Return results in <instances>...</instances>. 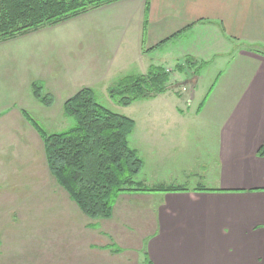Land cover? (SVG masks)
Masks as SVG:
<instances>
[{
	"label": "crops",
	"instance_id": "0c3cea01",
	"mask_svg": "<svg viewBox=\"0 0 264 264\" xmlns=\"http://www.w3.org/2000/svg\"><path fill=\"white\" fill-rule=\"evenodd\" d=\"M100 8V14L114 13L98 34L109 39L107 50L114 49L116 27L127 24L116 37L118 71L136 66L130 72L144 75L163 67L174 70L175 80L185 79L177 88L196 90L210 55L224 59L201 108L185 111L174 106L170 91L159 94L151 99L155 106L135 118L140 125L129 137L147 183L186 190L123 195L113 216L101 222L0 224V264H147V258L151 264H264V0H119ZM39 32L0 42V157L7 158L0 159V171L2 165L47 164L44 141L24 115L47 117L53 127L54 103L39 101L33 94L39 81L27 79L34 47L43 44L21 47L23 39L36 42ZM182 36L190 49L185 59L174 69L161 64L175 57L161 49ZM9 42L16 49L6 53ZM157 51L158 62L147 64L146 56ZM186 61L192 67L179 69ZM189 69L197 76L190 78ZM6 179L0 173V181ZM145 198L151 202L142 211Z\"/></svg>",
	"mask_w": 264,
	"mask_h": 264
},
{
	"label": "rangeland",
	"instance_id": "374dc122",
	"mask_svg": "<svg viewBox=\"0 0 264 264\" xmlns=\"http://www.w3.org/2000/svg\"><path fill=\"white\" fill-rule=\"evenodd\" d=\"M101 12V8L97 10L93 9L56 26L42 28L39 30V36H36L39 37L36 38V42L35 38H33L34 40L29 41H26V39L22 40L23 45L21 47L28 44L33 46V43L34 45L37 43H40V45L43 44L42 47H39L38 45L34 47V61L33 64L28 67L27 79H37V81H39L43 86L44 94L49 95L54 103V105L52 103L53 107H51L49 112V116H52L50 120L51 126L53 127H50L48 124V120L46 119L47 117L39 115L35 117L32 115L35 111L32 110L33 113L31 112V115L34 118H37L36 121L46 131H48V133H52V130L63 132L74 125L73 119L64 115V104L71 96L83 87H90L95 91L96 99L100 105L115 113L132 118L136 125L133 131H136L137 126L140 125V121L135 118L141 115V112L155 106V102L151 99L134 101L128 106H122L111 97L110 90L117 87V85H119V83L124 79L122 74L129 72L128 74L135 73L133 75L137 76L141 71L135 70L130 72L131 68L136 66H131L129 70L128 66H123L120 71L115 68L114 52L120 42V39L116 37H123L122 33L125 34L127 24L123 23L122 25L116 27V31L120 32L115 33L113 41L114 49L107 50L106 46L107 43L109 44V39L105 36L98 38V34L105 30L102 20L107 15H112L114 13L100 14ZM6 45L8 46L6 53H8L9 49H16L15 45H17V43L9 42L6 43ZM169 49H171L173 53L166 56L175 57L168 63L161 64L172 69H174L177 63L182 62V60L185 59L186 52L190 51L189 46H187L185 36H182L178 40L169 43L165 46V48H162L161 54L169 51ZM12 50L11 52H13ZM96 51H98V53H96ZM196 51L199 52L200 56L205 54L202 50ZM1 52L5 53V50L2 49ZM159 53V51L149 53L146 56V63L152 64L158 62ZM223 60L224 59H222L220 55H210L209 62H207L206 67L201 72V75L205 77L204 82L199 83V86L195 90V98L191 100L189 97L190 101H188V95L190 96L191 94L190 86L184 87L185 89L183 87H176V85L181 84L180 82L183 83L185 79L176 78V81L174 78V70H166L170 76V81L167 83V86L169 87L167 91H170V94L167 95L173 97L174 106L176 107L175 104H179L185 111H195L200 102L204 99V96H206L205 94L208 88L212 85L211 83L214 82L210 81V78L214 77L215 74L220 72L223 68ZM181 65L184 66V64ZM44 69L47 71L46 74L43 71ZM188 72V76L190 78L192 75L197 76L196 71H190L189 69ZM55 117H59V121L62 123L55 125ZM49 127L50 130L48 129ZM41 152H44L43 148ZM14 153L15 156H20L18 152L14 151ZM45 156L46 155L44 154L43 157L46 158ZM0 159H2L3 162L7 160L4 155L1 156ZM10 161H12V159ZM24 161L25 160H23V162ZM143 169L137 176L136 180L140 181L144 184V186L149 188L172 187V185H153L147 183L144 179L146 175H143ZM0 173L1 177H7L6 180L0 181V224L2 225L6 222L40 223L44 221H59L63 219L66 221L88 220L98 222L105 220L92 219L88 216L80 218V214L74 210V207L78 206L70 198L69 194L57 184L51 172L48 171L47 164L45 162H42V164L34 167L28 165L27 163L19 165H2ZM147 175L150 178L153 177L149 173H147ZM160 192L171 191L126 192L117 197L115 206L117 205V201L123 195L132 193L149 195ZM150 202L151 199L149 198L141 199L140 203L143 207L141 210L144 211ZM133 206H135V204H133ZM144 225L145 227H148L146 222ZM24 226L25 228H29V226ZM3 232L9 233L10 230L4 229ZM54 232L56 231H53V233Z\"/></svg>",
	"mask_w": 264,
	"mask_h": 264
},
{
	"label": "trees",
	"instance_id": "16d2710c",
	"mask_svg": "<svg viewBox=\"0 0 264 264\" xmlns=\"http://www.w3.org/2000/svg\"><path fill=\"white\" fill-rule=\"evenodd\" d=\"M116 1L119 0H0V42L56 26ZM183 64L192 67L187 61ZM181 68L184 66L179 65ZM168 81L166 69L152 67L144 75L124 78L110 90V95L120 105L128 106L165 93ZM33 91L45 105H52L41 83L34 82ZM64 112L74 125L52 133L29 114L24 115L44 141L52 176L85 216L110 219L117 197L126 192L186 190L179 186L149 188L136 180L143 160L129 144L135 121L100 105L92 88L83 87L71 96L64 104ZM259 153H264V145ZM147 264H151L148 258Z\"/></svg>",
	"mask_w": 264,
	"mask_h": 264
},
{
	"label": "water",
	"instance_id": "95a60500",
	"mask_svg": "<svg viewBox=\"0 0 264 264\" xmlns=\"http://www.w3.org/2000/svg\"><path fill=\"white\" fill-rule=\"evenodd\" d=\"M194 91H195L194 87L192 86V88H191V96H192L191 99H193Z\"/></svg>",
	"mask_w": 264,
	"mask_h": 264
},
{
	"label": "built area",
	"instance_id": "2783aa9c",
	"mask_svg": "<svg viewBox=\"0 0 264 264\" xmlns=\"http://www.w3.org/2000/svg\"><path fill=\"white\" fill-rule=\"evenodd\" d=\"M167 71H169V70H167ZM184 87H186V86H184ZM184 87H183V88H184ZM184 89H185V88H184Z\"/></svg>",
	"mask_w": 264,
	"mask_h": 264
}]
</instances>
